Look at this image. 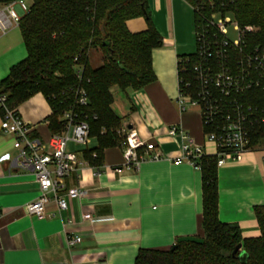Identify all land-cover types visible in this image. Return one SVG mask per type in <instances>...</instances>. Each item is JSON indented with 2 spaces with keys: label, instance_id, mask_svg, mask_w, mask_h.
<instances>
[{
  "label": "crops",
  "instance_id": "obj_1",
  "mask_svg": "<svg viewBox=\"0 0 264 264\" xmlns=\"http://www.w3.org/2000/svg\"><path fill=\"white\" fill-rule=\"evenodd\" d=\"M147 2L149 18L163 38L162 48L152 53L156 80L126 93L115 88L112 109L121 113L117 115L124 118V127L153 143L162 159L153 160V152L142 149L139 165L127 167L124 149L108 148L100 167L77 170L61 191L65 195L80 188L87 195L67 199L68 209L62 212L51 202L46 219L39 220L28 215L26 206L39 197L40 186L32 171L14 165L18 152L13 138L1 129L0 114V264H134L142 249L168 251L180 238H204L202 172L169 161L180 157L181 140L167 134L177 125L207 154L215 151L205 140L199 111L181 113L177 103L178 58L196 49L195 12L187 0ZM126 26L131 33H141L149 24L140 17ZM26 56L19 27L0 36V81ZM17 112L32 128V137L49 141L52 134L46 119L52 110L41 93ZM76 147L71 143L68 151L84 159V151L97 143L92 139L89 148ZM217 177L220 221L237 225L244 239L260 237L256 209H264V149L254 148L241 162L217 168ZM86 214L93 219L84 221ZM76 236L80 243L68 245Z\"/></svg>",
  "mask_w": 264,
  "mask_h": 264
},
{
  "label": "trees",
  "instance_id": "obj_2",
  "mask_svg": "<svg viewBox=\"0 0 264 264\" xmlns=\"http://www.w3.org/2000/svg\"><path fill=\"white\" fill-rule=\"evenodd\" d=\"M13 1L19 0H0V4ZM187 1L204 16L229 15L241 29L254 27L256 31L247 34V48H264V0ZM140 17L148 21V29L131 33L127 21ZM19 29L27 56L0 81V96L6 97L7 108L17 110L41 93L52 110L46 122L51 134L57 135L63 131L62 116L74 103L77 90H85L88 103L78 112L86 117L97 147L85 150L84 159L91 167H100L106 149L125 147V139L117 134L124 118L112 109V88L126 93L156 80L152 53L162 48L163 38L149 18L147 0H31ZM92 50L106 53L98 68L90 66ZM80 67L83 75L78 79ZM253 96L252 103L264 111L263 95L254 92ZM251 147L264 149V123L251 128ZM201 166L204 244L180 243L168 251L142 249L134 264H264V209H256L261 236L242 238L237 225L219 219L216 159L203 158ZM238 245L241 251L233 256Z\"/></svg>",
  "mask_w": 264,
  "mask_h": 264
},
{
  "label": "built area",
  "instance_id": "obj_3",
  "mask_svg": "<svg viewBox=\"0 0 264 264\" xmlns=\"http://www.w3.org/2000/svg\"><path fill=\"white\" fill-rule=\"evenodd\" d=\"M16 7L24 14L29 11V7L19 1L0 4V36L19 27L21 17ZM194 12L196 52L178 58L177 103L181 113L191 109L199 111L205 140L215 151L207 154L204 146L177 125L170 127L167 134L181 140L180 157L169 161L174 165L186 163L201 171L203 158H215L220 168L241 162L244 155L254 149L251 128L264 123L263 109L252 103L254 92H260L264 99V48H247L246 37L256 31L254 27L241 29L229 15L213 13L207 17L197 9ZM229 28L237 35L235 40L229 37ZM82 75L80 67L78 79ZM5 102L6 97L0 96V108L4 112L1 129L13 138V147L18 152L14 165L32 171L40 186L39 197L26 206L28 215L46 219V207L51 202L57 205L58 212L66 211L67 199H82L87 195V191L80 188H71L61 195L65 180L77 170L90 166L78 153L68 151L71 143L83 148H89L92 143L86 117L78 112L88 103L86 91L77 90L74 103L62 116L63 131L52 135L47 143L32 137V128L17 110L7 108ZM117 134L125 139V166H138L141 161L138 151L142 149L153 152L151 159H162L161 151L153 143L141 140L135 130L123 127ZM82 218L84 221L93 219L91 214ZM80 241L76 236L67 242L73 246Z\"/></svg>",
  "mask_w": 264,
  "mask_h": 264
},
{
  "label": "rangeland",
  "instance_id": "obj_4",
  "mask_svg": "<svg viewBox=\"0 0 264 264\" xmlns=\"http://www.w3.org/2000/svg\"><path fill=\"white\" fill-rule=\"evenodd\" d=\"M19 2L25 3L28 7H30V4H31V0H19ZM196 9L200 10V8H198V7H196ZM15 11L17 12L18 16H20V17H22V15L24 14L19 7H16ZM229 37L232 40H235L237 38V35L233 32V30L231 28H229ZM195 44H196V41H195ZM195 52H196V49L194 50V53ZM105 56H106V53L104 51H102V50H97V51L96 50H92L90 55H89L90 66L92 68L100 67L103 64V62H104ZM115 88H117V87L112 88L113 97H114V94H115V92L113 93ZM117 114L119 115L121 113L118 111ZM123 127H124V122H123L122 127L117 129V132L120 131L121 129H123ZM70 146H72V145H70ZM76 148H80V146H77Z\"/></svg>",
  "mask_w": 264,
  "mask_h": 264
},
{
  "label": "water",
  "instance_id": "obj_5",
  "mask_svg": "<svg viewBox=\"0 0 264 264\" xmlns=\"http://www.w3.org/2000/svg\"><path fill=\"white\" fill-rule=\"evenodd\" d=\"M128 129H131V127L129 126ZM180 243H193V244H197V245H203L204 244V240L198 237H185V238H180L177 241V244L172 248V250H175L177 248V245ZM242 245H238L236 247V249L233 252V256H235V254L238 251H241ZM244 256V252L241 253L240 257Z\"/></svg>",
  "mask_w": 264,
  "mask_h": 264
}]
</instances>
